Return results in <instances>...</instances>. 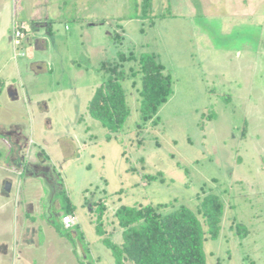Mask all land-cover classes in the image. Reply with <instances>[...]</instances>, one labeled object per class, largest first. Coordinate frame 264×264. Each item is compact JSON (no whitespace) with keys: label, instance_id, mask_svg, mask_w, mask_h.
Masks as SVG:
<instances>
[{"label":"rangeland","instance_id":"rangeland-1","mask_svg":"<svg viewBox=\"0 0 264 264\" xmlns=\"http://www.w3.org/2000/svg\"><path fill=\"white\" fill-rule=\"evenodd\" d=\"M143 2L0 0V264H116L119 209L198 213L207 194L224 203L207 264H264V0H152L139 18ZM14 16L28 23L15 49ZM141 53L173 80L147 120ZM116 68L130 116L109 136L88 104Z\"/></svg>","mask_w":264,"mask_h":264},{"label":"trees","instance_id":"trees-1","mask_svg":"<svg viewBox=\"0 0 264 264\" xmlns=\"http://www.w3.org/2000/svg\"><path fill=\"white\" fill-rule=\"evenodd\" d=\"M138 17H153L152 0H144ZM118 56L121 61L126 60L123 53ZM137 61L141 80L140 113L142 119L147 120L169 100L173 93V80L155 55L141 53ZM126 79V70L116 68L97 87L88 104L89 115L101 122L109 136L120 132L130 116L122 86ZM2 88L0 80V94ZM166 207H123L116 212L123 242L117 245L109 239L104 240L116 264H207L203 244L207 237L217 239L220 234L223 201L217 195L207 194L199 205L198 213L185 206L163 213ZM98 209L103 215L104 205L100 204ZM72 213L73 208H69L64 215ZM54 227L59 234L68 235L62 222L54 224Z\"/></svg>","mask_w":264,"mask_h":264},{"label":"crops","instance_id":"crops-1","mask_svg":"<svg viewBox=\"0 0 264 264\" xmlns=\"http://www.w3.org/2000/svg\"><path fill=\"white\" fill-rule=\"evenodd\" d=\"M15 17V16H14ZM47 20V19H46ZM14 24H16V22H17V20H16V17H15V19H14ZM19 22H22L21 24H25L26 25V29H27V27H28V23L25 21V20H20ZM13 24V25H14ZM33 40H30L28 43H31V44H33L34 42H36V47L39 49H46L47 47H48V40L45 38L44 40H40V39H38L37 41L36 40H34L35 38H33V37H31ZM42 41V42H41ZM25 42H26V38L25 37H23L22 39H20V40H16V38H15V36H14V34H13V37H12V44H13V47H14V49L16 48V46H17V44L19 43L20 45H23V44H25ZM39 69L41 70V67H39ZM5 86H7L6 84H5ZM9 86V92H10V97L13 99V100H15V98H19V96H18V93H17V90L14 88V86H10V85H8Z\"/></svg>","mask_w":264,"mask_h":264},{"label":"built area","instance_id":"built-area-1","mask_svg":"<svg viewBox=\"0 0 264 264\" xmlns=\"http://www.w3.org/2000/svg\"><path fill=\"white\" fill-rule=\"evenodd\" d=\"M26 29V25L25 24H14V36L16 38V40H20L24 37V33L22 32V30ZM78 223V219L76 217L75 214H67L64 215L62 218V224L64 226L65 229H71L74 226H76Z\"/></svg>","mask_w":264,"mask_h":264},{"label":"water","instance_id":"water-1","mask_svg":"<svg viewBox=\"0 0 264 264\" xmlns=\"http://www.w3.org/2000/svg\"><path fill=\"white\" fill-rule=\"evenodd\" d=\"M12 190V183L8 182L5 185V191L7 192V194H10Z\"/></svg>","mask_w":264,"mask_h":264}]
</instances>
